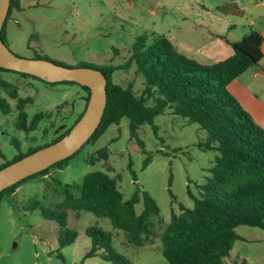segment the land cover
<instances>
[{
	"label": "rangeland",
	"instance_id": "obj_1",
	"mask_svg": "<svg viewBox=\"0 0 264 264\" xmlns=\"http://www.w3.org/2000/svg\"><path fill=\"white\" fill-rule=\"evenodd\" d=\"M229 1L21 0V9L12 11L6 26L7 46L22 57L38 55L71 67L116 65L126 61L134 38L146 34L148 41L165 36L180 54L201 63L215 53L218 61L226 54L214 50L224 41H211L210 31L220 32L224 40L237 39L251 20V10L241 17L219 9ZM235 1L246 8V3L263 0ZM2 76L18 87L21 97L33 98L25 108L28 121L38 113L42 118L33 129L17 127L16 100L0 89V98L9 104L8 112L0 107V164L19 151L51 143L74 123L84 108L85 95L76 84H48L11 72ZM112 78L123 86L132 82L135 91L142 93L144 80L135 74L134 66L115 71ZM137 133L152 158L146 168H142L146 154L131 138L128 120L123 118L97 140L84 144L64 168H52L47 176L32 177L14 193L5 194L0 201V264H105L99 255L85 258L92 246V236L86 233L90 226L110 233L114 248L132 264H168L159 234L170 222L171 212H179V202L192 207L188 190L199 196L198 186L210 177L217 152L199 150L195 144L205 132L170 110L156 116L153 125L142 124ZM104 147L108 157L92 159ZM93 171L119 175L117 186L124 199H130L137 188L155 199L162 222L154 219V243L130 245L108 218L89 211L66 210V226L43 215V209L58 210L55 204L64 198L63 186L70 185L79 196L85 174ZM143 209L140 200L135 211L140 214ZM66 230L76 231L77 237L60 247L59 238ZM236 232L242 239L235 242L223 264H264V229L240 225Z\"/></svg>",
	"mask_w": 264,
	"mask_h": 264
},
{
	"label": "trees",
	"instance_id": "obj_2",
	"mask_svg": "<svg viewBox=\"0 0 264 264\" xmlns=\"http://www.w3.org/2000/svg\"><path fill=\"white\" fill-rule=\"evenodd\" d=\"M14 9H21V0L10 1L1 32L6 44V26ZM262 41L261 33L250 29L240 40L230 42L233 48L230 56L213 63H201L180 54L165 36L148 41L147 35L141 34L134 38L130 55L123 64L76 65L99 69L107 80L105 111L99 126L86 143L97 140L109 126L119 125L123 118H127L131 138L136 139L146 154L142 164V168H146L152 158L138 137L137 130L144 123L153 125L156 116L170 110L189 123L198 124L199 129L205 132V137L195 144L199 150L217 152L209 169L210 177L198 186L199 196L188 190L193 200L192 207L179 202V212H171L170 222L159 234L162 254L168 264H223L235 242L242 239L236 227L247 225L264 229V128L252 119L227 89L242 72L260 62L263 57ZM132 66L135 74L144 80L140 95L132 82L123 86L112 78L115 71L128 70ZM8 72L45 81L0 67V89L16 100L17 127L33 129L42 114L38 113L28 121L25 108L33 102V98L19 95L18 87L2 76V73ZM45 83L76 84L85 91L83 110L67 130L51 141L53 143L67 134L82 116L90 90L73 81ZM0 107L4 112L9 111L6 98H0ZM153 127L156 132V127ZM51 143L29 148L25 153L19 151L12 160L0 164V169ZM77 152L7 187L0 192V201L5 194L14 193L26 180L46 175L55 167L64 168ZM101 157H108L107 147L99 150L92 159ZM119 178V175L113 177L104 171L89 172L83 178L79 196L72 193L70 185H65L63 200L55 204L58 210L43 209L42 213L61 226H66V210L89 211L108 218L115 229L124 233L130 245L141 247L154 243V219L162 222L157 202L139 188L130 199H124L117 186ZM172 198L175 202L173 195ZM140 200L143 201L144 209L137 214L135 204ZM63 233L66 235L61 233L60 247L72 243L77 237L76 231L66 230ZM86 233L92 236V246L85 258L99 255L105 264H132L128 257L114 248L110 233L96 226L88 227Z\"/></svg>",
	"mask_w": 264,
	"mask_h": 264
},
{
	"label": "water",
	"instance_id": "obj_3",
	"mask_svg": "<svg viewBox=\"0 0 264 264\" xmlns=\"http://www.w3.org/2000/svg\"><path fill=\"white\" fill-rule=\"evenodd\" d=\"M11 0H0V67L26 73L45 82H76L87 86L90 97L82 116L62 138L0 169V192L77 152L92 136L103 117L107 80L101 70L86 66H65L46 58L15 54L1 38Z\"/></svg>",
	"mask_w": 264,
	"mask_h": 264
},
{
	"label": "crops",
	"instance_id": "obj_4",
	"mask_svg": "<svg viewBox=\"0 0 264 264\" xmlns=\"http://www.w3.org/2000/svg\"><path fill=\"white\" fill-rule=\"evenodd\" d=\"M246 4L248 5V7L245 8L242 6V3L239 4L237 1L231 0L225 3V5L220 6L219 9L225 11L226 14L232 13L241 17L246 14V11L251 10V20L248 22L245 30L242 31L241 37L249 29H255L259 31L263 38V57L257 65L247 68L238 77H236L227 86V89L238 100L240 105L248 112L252 119L258 125L264 128V0L262 2H251ZM211 20H215V18H212ZM233 26L234 25H230L229 27L233 28ZM230 28L227 30L229 31ZM210 35L212 37L211 41L213 42H216L218 39L224 41L218 44L219 47H213L214 49L216 48L214 52L224 51V54H226L219 60H222L232 54V46L230 42L238 41L241 39V37H238L237 39L233 40H224L222 38V36L224 35L220 34V32L218 31H210ZM215 55L216 53L206 57L205 59L207 61H205V63L216 62L217 59L215 58L217 57ZM48 174L44 176H47Z\"/></svg>",
	"mask_w": 264,
	"mask_h": 264
}]
</instances>
